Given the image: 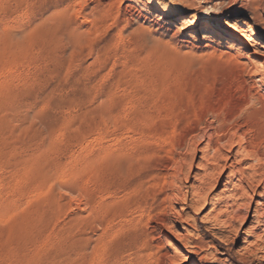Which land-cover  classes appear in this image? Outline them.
Instances as JSON below:
<instances>
[{
  "label": "rangeland",
  "instance_id": "374dc122",
  "mask_svg": "<svg viewBox=\"0 0 264 264\" xmlns=\"http://www.w3.org/2000/svg\"><path fill=\"white\" fill-rule=\"evenodd\" d=\"M253 95L264 0H0V264H264L263 182L203 157Z\"/></svg>",
  "mask_w": 264,
  "mask_h": 264
},
{
  "label": "bare ground",
  "instance_id": "6f19581e",
  "mask_svg": "<svg viewBox=\"0 0 264 264\" xmlns=\"http://www.w3.org/2000/svg\"><path fill=\"white\" fill-rule=\"evenodd\" d=\"M161 18H166V17H165V15H162ZM177 20H179V22H181V23H186V22H189L188 20H190V19H188L187 17H180V19H177ZM238 24H239V28H240L238 31L239 34H241L243 28L249 27V23H247V21L242 20V19L238 21ZM194 34L200 35L205 39L206 38L211 39L213 37H219L220 39H224V40H232V38H234V36H236V35H233L232 33L228 32L224 29H220V28H216V27L208 26V25L199 27L197 30H194ZM254 36H255V31L253 29H249V34L246 36V38L252 39V38H254ZM246 99H247V97H246ZM246 104L252 105V107H251L253 109L252 114L254 115L255 120L253 119V117H252V119L255 121V124H256V127L253 128L254 127L253 126L252 128L253 129L257 128V130H260V128H262V130L264 131V96H260V95L259 96H254V95L250 96V98L247 99ZM248 106H250V105H248ZM233 117H234L233 115L222 117L217 121L218 122L217 125H213L212 123L211 124L208 123L209 125L207 124L210 132L207 136V140H206V143H205L204 148H203L204 149L203 150V157L206 158V161H207L205 169L209 170L210 172L218 171L220 174L227 168V161L229 160V156L227 154L223 153V151L225 150V151H227V153L231 152L232 149L234 148L233 145L236 144L238 154H240L244 160L248 161L245 163L246 166H244L246 168V170L245 171L242 170L240 172L241 174H240V178H239V182H238L239 183V187H238L239 190L235 189L231 195L234 203L237 204L238 203L237 200L240 197L239 196L240 192L242 191V193H243L246 187H248V186L250 187L255 181H257V182L262 181L264 184V150H261L258 148V140L260 138L259 139L254 138V135H258L257 134L258 131L256 130V134H252L250 136L249 131H251V129H250L249 125L247 124V122L244 121V123L243 122L239 123L236 120V118H233ZM203 123H205V122H203ZM198 127H200V126H198ZM263 131H262V133H263ZM198 133H199V129L197 127L195 129H193V131L190 135L191 136L190 139L187 141V144H185L189 147V149H191L190 147L192 146V142H191L192 139ZM253 133H254V130H253ZM261 136L262 135H260V137ZM188 160H189V158H188ZM175 164H177V162ZM229 166H230V164H229ZM231 173H232V175L234 174L233 171H231ZM205 178L207 179V178H209V176L205 177ZM233 178H235V177H233ZM200 187H202V186H200ZM171 195L172 194H170L169 196H171ZM172 196H174V195H172ZM231 197L229 196V198H231ZM174 198L172 197L170 200H172ZM236 208H238V207H236ZM238 209H240V208H238ZM230 212H233V214H234L233 210ZM235 213H237V212H235ZM232 216L233 215L231 214V217ZM226 218H227V216L225 217V220H226ZM243 218H245V217H243ZM257 218H258V216H257ZM217 241H219V240H217ZM177 251L176 250L173 251V253L169 257V258H171L169 260H172L173 264H178L176 262V260L178 259V252Z\"/></svg>",
  "mask_w": 264,
  "mask_h": 264
}]
</instances>
